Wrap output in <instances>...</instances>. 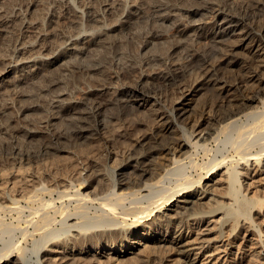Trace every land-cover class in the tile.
I'll list each match as a JSON object with an SVG mask.
<instances>
[{"label": "rangeland", "instance_id": "374dc122", "mask_svg": "<svg viewBox=\"0 0 264 264\" xmlns=\"http://www.w3.org/2000/svg\"><path fill=\"white\" fill-rule=\"evenodd\" d=\"M200 1L206 0H0V71L8 63L13 64L23 57L20 47L28 40H33L35 54L43 57L33 68H26L29 73H23V68L16 65L17 68L14 66L0 82V190H5L0 192V253L10 249L19 255L21 264H44L43 256L47 253L44 250L53 241L74 242L80 249L82 246L71 237L73 231L63 224L66 220L64 210L71 213L82 210L74 190L84 186L81 191H90L88 194L95 196L102 192L100 190L111 189L112 180H117L120 173L125 176L130 172L124 163L136 153L144 138L150 145L160 139L173 145L185 136H191L192 132L211 130L221 116L230 111L229 103L236 104L254 94L260 101L254 104L253 110L263 111L258 119L264 127V67L259 79L251 78L252 69L244 61L249 52L243 46L234 50L240 58L237 63L222 65L220 73L230 84L228 91L220 94L211 85H205L203 91L190 101L189 113L179 119L183 129L173 123L162 125L165 115L178 106L176 102L181 96L178 83L164 79L165 72L175 62L186 63L187 71L184 70L182 81L192 84L205 72L194 62L199 53H205L212 63L219 62L226 50H232L234 44H238V37L218 45L208 35L195 36L192 30L185 33L180 30L190 20L188 10ZM211 4L246 16L250 24L260 26L264 23V11L255 8L256 0H211ZM136 6L140 7L138 12ZM195 17L201 18V15ZM29 23L33 28H27ZM205 25L206 31L211 25ZM246 27L248 29L249 25ZM72 35L80 36L78 51L66 48ZM255 38L264 46L263 36ZM146 73L150 75L145 81L163 94V100H151L141 106L130 102L121 108H112L113 111H107L102 132L84 137L72 134L73 126L68 120L73 108H84L83 103L92 101L98 93L100 97L108 98L114 90L125 91ZM59 92L66 106L60 110L55 106ZM26 93L34 96L30 101L37 103L36 108L27 110L23 107L22 97ZM243 117L245 121L246 117ZM263 127L256 131L263 135L251 145H247L248 141H235L241 131L234 134L221 132L218 137L215 133L213 138L198 140V146L176 155L182 160L177 165L181 168L183 164L185 173L178 169L160 185L164 193L177 189L185 180L178 179L177 171L185 174L187 180L199 184L200 176L217 161H222L223 167L211 175L216 182L209 197L212 199H207L204 209L214 208L217 202H233V197L238 199L241 194H246L248 205L234 201L232 209L237 215L223 224L221 213H210L209 218L202 221L203 225L185 214L179 218L190 239L199 242L204 238L203 243H210L206 249L215 257L206 259L210 253L205 252L200 255L198 264L203 261H209V264H264V171L255 172L250 166L254 161L258 163L257 167L262 165L257 156L264 151ZM27 129H35L38 133L32 137L27 134ZM54 133H62V136L54 139ZM16 149H21L24 155L15 158ZM166 153L158 150L152 155L155 171L167 163L166 157L172 156ZM235 167L241 172L240 182L232 186V190L229 173ZM80 171L85 176L78 175ZM68 179L73 185L68 187L67 195H60L59 191L64 187L61 183ZM133 188L122 190L129 192ZM238 191L241 194L236 196ZM100 206L98 200L88 202L81 211L84 212L82 218L94 223L109 219L111 214L122 216V208L118 207L103 218ZM222 235L225 242L219 241ZM112 238L118 247L129 240L118 243L111 235L101 245ZM99 247L94 248V256L88 255L86 258L89 259L80 264H174L179 257L170 245L161 246L155 242L113 259L101 256Z\"/></svg>", "mask_w": 264, "mask_h": 264}, {"label": "bare ground", "instance_id": "6f19581e", "mask_svg": "<svg viewBox=\"0 0 264 264\" xmlns=\"http://www.w3.org/2000/svg\"><path fill=\"white\" fill-rule=\"evenodd\" d=\"M209 1L206 0L200 1L198 3L196 2V5L194 4V7H191L188 10L190 13V20L187 24H184V28H181L180 30L184 33L188 30H192V34L195 36H200L203 34L208 35L212 39V41L218 45H225L227 44L225 43V41H228L234 37H238V44H234V48H232V50L230 49L231 51L226 50L223 54L222 59L219 62L212 63V61L209 60L208 56L205 53H199V56L196 57L194 62H196L198 67H200L201 69H205V72L201 78H197V80L192 84H186L182 81L183 72L187 71L185 70V66L187 65L186 63L185 65L180 62H175L176 64L174 63L172 68L165 72L163 76L164 79H166L167 81H173L174 83H178V86L181 89V96L176 102L178 106L175 107V109H173L169 115H165V119L163 121L164 124L162 125L170 126L173 123L176 125V127L183 129V126L179 123V119L189 113V110L191 109V106L189 107V105H191L190 101H192L193 97L200 90H202L205 85H211L220 94L222 92L225 93L226 91H228V87L230 86V84L227 79H223L224 77L221 76L220 72L223 69L222 65H230L233 63H237L240 60V58L235 54L236 51L234 52L237 47L239 48L243 46L245 49H248L249 54L246 56V58H244V61L246 66L252 69L251 78L259 79L258 76L261 71V68L264 67V46H262V44H259V40L255 38L256 36L264 37V23L260 26L256 25L255 23L250 24L246 16L237 14L236 12L226 9L220 5H213L214 3L211 4V0ZM256 7L259 8L260 11H264V0H256L255 8ZM139 9L140 7H137L135 11ZM198 15H201V18L195 17ZM207 18H210L211 20L208 21ZM99 21L101 22V20ZM128 21H131V19H129ZM206 23L211 26L205 31L204 29L206 28ZM246 24L249 25L248 29L246 27ZM27 28H33L32 23H29L27 25ZM79 37V35L70 36L68 38L66 48H68V50L75 51L79 49ZM35 48L36 47H34L33 40H28L23 43L20 47V51L22 52L23 57L15 60L13 64L8 63L7 67L0 71V82L4 80L5 75L8 72L12 71V68L16 65L19 66L21 69L23 68L21 70L23 71V73L24 71H26V68H31V66L33 68L34 65L36 66L37 62L43 57L39 54H35ZM219 48L221 49V47L217 46V49ZM98 54L101 53L99 52ZM100 58L101 57H99V60ZM97 60L98 59H96V61ZM26 73H29V71L27 70ZM148 75L150 74H144L139 82L127 86L125 88V91L114 90V93L110 94L108 98H102L100 97L101 95L98 93L97 95L95 94V97L92 101L83 103L84 108L78 110H76V108H73L74 112H71V118H69L68 120V123L73 126L72 134L84 137L89 135H95L98 132H102L104 126L106 125L105 119L107 117V111L112 108H121L130 102L136 104L137 106H141L146 102H150L151 100H163V94L161 92H158V90H153L145 81V78L149 77ZM23 96H25L22 97L24 98L23 107L25 109L30 110L37 107V103H32L34 100V96L31 95L33 97V100L31 101V96L29 94L26 93ZM56 97L57 96H55V98ZM61 97L63 96L59 92L58 97L55 99V106L59 110L61 108H66L65 104L62 103L63 101H61V99H63ZM28 100L31 103L27 102ZM257 101H260L259 96L257 94H254L250 96H245L241 100L237 101L236 104H234V102L229 103V106H231L230 111L227 112L225 115H222L221 119H219V121L217 122V125L212 127L211 130L197 131L195 134H193L192 132L191 136H185L180 142L174 143L173 145L165 143V140L163 139H160L158 142L156 141L155 144L151 143V145L146 143V139L144 137L142 141L139 140L141 141L140 148L136 151L134 155H130L124 163V166H128L131 169L130 172H128L127 175L125 174V176L120 173V177L117 180H112L113 183H111V185H113H109V187L111 186L112 188H108L110 190L106 188L107 184L105 185V189H107L108 191H103L100 190L101 188H98L100 192L102 191L101 193H99L98 190L97 192L94 189L95 192L99 193L95 196H91L92 194L89 195L88 193L90 191H81L84 186H81L74 190V195L78 200L79 209L83 210L85 209V204L98 200L101 204V210L104 212L102 215L103 218L106 217L107 213H109L110 210L117 209L118 207L122 208L120 210L122 216L111 214L110 218L107 220L102 221V219H99L94 223L93 221H91L92 223H89V221L87 222V220L83 219L84 212H81L82 210H80L79 212L82 213V216L76 211L75 213H71L70 211L64 210L63 214L65 213L66 220L63 222V224L68 226L73 231V233L71 234V237H73L72 239H74L75 242L77 244H80L82 247L78 249V247L76 248L74 246V242H69L67 240H57L56 242L53 241L52 243H50L51 247L49 246L44 250L47 251V253H45V255L43 256V263L80 264L85 259H89V257L88 259L86 258L88 255H93L94 248L96 246H100L99 248H101V252H98L101 256H107L109 259H113L117 256H125L129 253H133L137 249H140L141 246L146 245L148 242H155L160 244L161 246L170 245L172 250H176V253L179 257L174 264H198L200 260V255L202 256L205 252L210 253L207 255L206 259L211 258L210 260H212L215 257L213 252L211 250L206 249L210 247V243H207V245L206 243H203V238L199 241L202 242V244L198 245L200 244L199 242L194 241V239H190V235L186 234L184 231L185 227L180 224L182 219L179 218H181V216L185 214V217L197 220L200 224L203 225L204 219L209 218L208 215L210 213V215H218L221 213L222 216L220 218L223 224L229 221L231 217L233 218L235 215H237V213L235 214L234 210L232 209L234 201L236 202L238 200L239 202L245 205L249 202L246 197V194L240 193V195L238 191V195L236 196L240 195V198L238 197L237 199V197H233V202H217V205L214 206V208H211L210 210L204 209V207L206 208L205 205L207 203V199L210 197L211 194H213L212 187L214 185V182H216V180H214L211 175L213 173H216L218 169L223 167L221 165L223 164L222 161H217L216 164L213 163L215 165L208 168V171L205 175L200 176V179L198 181L199 184H195L194 181L187 180L185 174H181L182 172L179 173V171H177V174L180 175L179 177L177 176L178 179H185L184 183L182 181L181 185H179L177 189H173L169 193H164L165 190L163 191V186L160 187V185H162L161 183L174 171L178 169L184 171L182 170V166H184L182 163L181 168H179V165H177L182 160L177 158L176 155L178 153L185 154L190 151V148L192 146H198V140L202 141L210 137L213 138L215 133H218L215 136L218 137L221 132H231L232 134H234L233 132L235 131H241L239 136H236L237 134L235 135L238 138L233 136L234 138H236L235 141L238 140L239 143L242 141H248L249 144L247 145L254 144L256 141H258V137H260L262 133L258 134L256 131H258L257 129H261V127H263L259 124L260 120L258 118L263 111L253 110V108L255 107L254 104ZM109 113H111V111ZM243 116L246 117L245 121L242 120ZM221 123L223 124L221 125ZM26 132L32 137L36 135V133H38L35 129H27ZM54 134L56 135L54 136V139H59L62 136V133ZM196 137L197 139L194 141V138ZM51 146L53 147V145ZM20 150L21 149H16L14 153L12 152L14 157H20L24 155L23 151ZM158 150H160V152H167L166 154L172 156L168 158L166 157L165 161L167 163L163 164L159 170L155 171L151 162L153 161L151 157L154 152H157ZM257 158L262 161V165L257 167L256 165L258 163L256 161L251 162V169L255 172L264 171V151L263 153H259ZM183 173H185V171ZM240 173L241 172L238 171L236 167L232 168L231 172L229 173V181L232 190L234 185H237L240 182ZM83 174V171H80L78 173V175L81 176ZM173 174H175V172ZM209 179H211V181ZM70 180L71 179L64 180V183L63 181L62 183L60 181L62 186L64 185V187L62 188L63 190L59 191L60 195L68 194V187L73 185ZM102 184L105 183L102 181ZM126 187L130 189H132V187L134 188L129 192H124L122 189H125ZM0 192L4 193L5 190L1 189ZM92 192L93 191H91V193ZM209 199L211 200L212 198ZM236 211H239L238 208ZM88 227L91 230H89ZM165 229L166 231L163 232ZM111 235L116 238L118 243L120 241H125L126 239L129 240L127 242H124L121 247H118L114 244L113 238L109 240V243L101 245L102 241H104V239L107 237H111ZM224 237L225 236L222 235L219 241L225 242ZM70 244H72L73 246H70ZM5 246H7V244ZM9 251L5 253H0V264H21L22 261L20 260L19 255H17L14 250L10 252ZM90 260H93V258H90ZM88 263L89 262H87V264ZM201 264H209V261H203V263Z\"/></svg>", "mask_w": 264, "mask_h": 264}]
</instances>
